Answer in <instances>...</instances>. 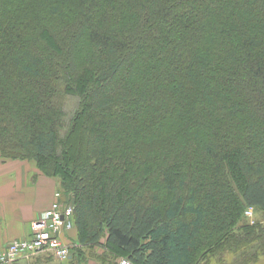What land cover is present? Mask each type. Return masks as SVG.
I'll list each match as a JSON object with an SVG mask.
<instances>
[{
    "label": "trees",
    "instance_id": "trees-1",
    "mask_svg": "<svg viewBox=\"0 0 264 264\" xmlns=\"http://www.w3.org/2000/svg\"><path fill=\"white\" fill-rule=\"evenodd\" d=\"M0 158L60 180L86 249L264 247V0H0Z\"/></svg>",
    "mask_w": 264,
    "mask_h": 264
},
{
    "label": "crops",
    "instance_id": "crops-1",
    "mask_svg": "<svg viewBox=\"0 0 264 264\" xmlns=\"http://www.w3.org/2000/svg\"><path fill=\"white\" fill-rule=\"evenodd\" d=\"M35 167L22 161H8L5 164L0 162V250L14 241L30 238L33 221L55 201L59 180L44 176ZM71 232L66 240L74 244L73 248L83 250L81 257L74 255V263L71 264L120 263L122 258L111 255L104 246H97L102 252L94 254L93 249H86L78 244L76 226ZM104 242L105 240L102 241L103 244ZM48 259L50 255L39 254L14 264H70Z\"/></svg>",
    "mask_w": 264,
    "mask_h": 264
},
{
    "label": "built area",
    "instance_id": "built-area-1",
    "mask_svg": "<svg viewBox=\"0 0 264 264\" xmlns=\"http://www.w3.org/2000/svg\"><path fill=\"white\" fill-rule=\"evenodd\" d=\"M75 206L71 200H63L62 194H55V201L39 218L33 221L31 237L10 243L0 250V264H14L28 260L39 254H48L56 261L68 262L74 244L66 237L75 228ZM251 214L247 211L246 215ZM119 264H134L128 259H121Z\"/></svg>",
    "mask_w": 264,
    "mask_h": 264
},
{
    "label": "rangeland",
    "instance_id": "rangeland-1",
    "mask_svg": "<svg viewBox=\"0 0 264 264\" xmlns=\"http://www.w3.org/2000/svg\"><path fill=\"white\" fill-rule=\"evenodd\" d=\"M8 161H21V160H8V159L0 158V162L1 163H4L5 164ZM22 162H27V164H30L31 163V166H34V167L37 166V164L34 161L24 160ZM58 187H59L58 188V192L61 193L60 192V189H61L60 188L61 187L60 180L58 182ZM62 198H63V196H62ZM247 211L248 212L251 211V214L246 215ZM247 211L245 213V220H246L247 223H249L251 225H261V226H264V212L259 211L257 209L254 210V208H248ZM71 234H72V232L69 233V235H71ZM248 245H249L247 247L248 250L245 251V255L242 256V257H238L237 256L238 259L236 258V254H232V252H226L224 254V256H223L225 258L224 259L225 260L224 262L226 264H264V247H263L262 244H260V241L259 242L258 241H255L254 243H250ZM75 249L77 250L78 248L77 247L76 248H73L72 251H71V255H76L77 256L78 255V252ZM99 250H100L99 247L93 248L94 254H97L99 252H102V251H99ZM87 254H88V252H87ZM44 257H46V256H44ZM49 260H51V259H48V261ZM213 261L215 262V260H213ZM61 263H64V262H61ZM213 264H215V263H213ZM217 264H219V263H217Z\"/></svg>",
    "mask_w": 264,
    "mask_h": 264
}]
</instances>
